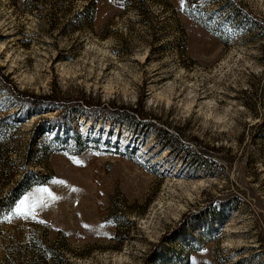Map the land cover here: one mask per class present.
Masks as SVG:
<instances>
[{"label": "rangeland", "instance_id": "rangeland-1", "mask_svg": "<svg viewBox=\"0 0 264 264\" xmlns=\"http://www.w3.org/2000/svg\"><path fill=\"white\" fill-rule=\"evenodd\" d=\"M257 22L264 0H0V264H264Z\"/></svg>", "mask_w": 264, "mask_h": 264}, {"label": "trees", "instance_id": "trees-1", "mask_svg": "<svg viewBox=\"0 0 264 264\" xmlns=\"http://www.w3.org/2000/svg\"><path fill=\"white\" fill-rule=\"evenodd\" d=\"M194 3H192V7L191 8H194ZM93 8V7H92ZM235 16H233L231 19H234ZM94 20V17L93 15H91V22H93ZM196 23H198L199 25H201L203 28H205L206 30H208V32H211L209 31L208 29V25L205 23V22H202V21H198V20H194ZM239 23H243L245 25L248 24V22H246L245 19H240L238 21ZM239 23H235V25L237 26H244V25H241ZM255 26H257L259 28V34H264V25L260 24V23H255L254 24ZM42 106V104L40 103H37V102H34V101H30V99H27V98H20L19 101H16V107L18 109L17 111V116H20L21 113L24 114L23 117H20L22 119H30L32 118L35 114H36V110L38 107ZM26 109H32V112H28L26 111ZM8 127V124L6 121H2L0 123V139H4L5 138V134H6V129ZM181 151V150H179ZM193 158L195 159H199V156L197 154H195L193 156ZM16 204V199L13 197V196H10L8 198H4V199H0V218L1 217H4L6 215H9V213L12 211L13 209V206ZM240 207V205H234L232 202H229L228 203V207L226 208V206L223 207V210H231V212H237V210H239L238 208Z\"/></svg>", "mask_w": 264, "mask_h": 264}, {"label": "snow or ice", "instance_id": "snow-or-ice-1", "mask_svg": "<svg viewBox=\"0 0 264 264\" xmlns=\"http://www.w3.org/2000/svg\"><path fill=\"white\" fill-rule=\"evenodd\" d=\"M77 163H79V161H77ZM54 183H63V182L62 181H54ZM43 191L46 192L47 189H44ZM49 195L51 196V193H49ZM52 199L55 200V199H57V197L52 196ZM26 200H27V198L25 199V201H21V206L17 210L18 214H20V215H30L31 214L32 210H24V208H23L24 204L26 203Z\"/></svg>", "mask_w": 264, "mask_h": 264}]
</instances>
